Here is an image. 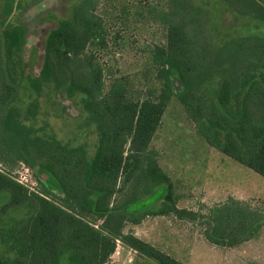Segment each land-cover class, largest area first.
Listing matches in <instances>:
<instances>
[{
    "label": "trees",
    "instance_id": "obj_1",
    "mask_svg": "<svg viewBox=\"0 0 264 264\" xmlns=\"http://www.w3.org/2000/svg\"><path fill=\"white\" fill-rule=\"evenodd\" d=\"M47 1L0 0V264H108L117 239L139 264H185L125 230L157 215L199 222L220 247L259 236L264 217L240 200L205 213L179 207L153 139L176 96L209 145L264 177V0L153 8L165 40L151 49L144 82L106 80L92 49L106 44L98 0L72 4L46 36L39 73L27 72L37 50L22 16L40 18ZM225 14L232 24L222 23ZM48 90L76 100L92 144L29 123ZM20 162L39 192L15 178Z\"/></svg>",
    "mask_w": 264,
    "mask_h": 264
},
{
    "label": "rangeland",
    "instance_id": "obj_2",
    "mask_svg": "<svg viewBox=\"0 0 264 264\" xmlns=\"http://www.w3.org/2000/svg\"><path fill=\"white\" fill-rule=\"evenodd\" d=\"M75 1L78 0L47 1V9L40 13V18H37L39 15L23 14V20L30 27L28 47L37 50L27 72L39 73L46 36L57 27L60 18L70 14ZM165 1L98 0L96 12L104 18L106 44L93 45L92 49L104 68L107 81L110 77L129 75L135 82H144L151 49L165 40V29L154 19L156 10L153 8H160ZM222 23L232 24L233 18L225 14ZM41 103L40 114L29 123L49 125L48 128L61 139L82 141L87 138L92 144L94 137L88 136L89 129L79 128L85 115L76 100L48 90L41 97ZM153 147L159 152L160 165L173 182L179 207L205 213L212 206L234 198L258 210L264 217V177L209 145L197 133L195 124L189 120L176 96L163 115ZM125 230L185 264H264V227L259 236L235 247L214 245L203 236V225L173 214L148 216L139 224H129ZM141 260L137 251L122 244L108 263L139 264Z\"/></svg>",
    "mask_w": 264,
    "mask_h": 264
},
{
    "label": "built area",
    "instance_id": "obj_3",
    "mask_svg": "<svg viewBox=\"0 0 264 264\" xmlns=\"http://www.w3.org/2000/svg\"><path fill=\"white\" fill-rule=\"evenodd\" d=\"M15 178L23 185L28 187L31 191L39 192L38 181L33 175L32 168L24 162L19 163V168L14 172ZM124 244L120 239H117V247ZM109 264V263H108Z\"/></svg>",
    "mask_w": 264,
    "mask_h": 264
}]
</instances>
